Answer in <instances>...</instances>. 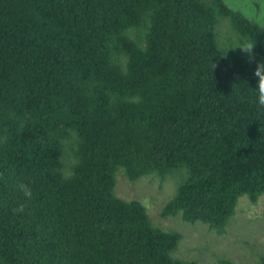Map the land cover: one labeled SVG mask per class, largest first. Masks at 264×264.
<instances>
[{
  "label": "trees",
  "instance_id": "16d2710c",
  "mask_svg": "<svg viewBox=\"0 0 264 264\" xmlns=\"http://www.w3.org/2000/svg\"><path fill=\"white\" fill-rule=\"evenodd\" d=\"M261 61L264 28L224 0H0V264H194L113 173L183 168L159 216L222 234L264 194Z\"/></svg>",
  "mask_w": 264,
  "mask_h": 264
},
{
  "label": "rangeland",
  "instance_id": "374dc122",
  "mask_svg": "<svg viewBox=\"0 0 264 264\" xmlns=\"http://www.w3.org/2000/svg\"><path fill=\"white\" fill-rule=\"evenodd\" d=\"M224 4L264 28V0H224ZM68 147L65 144L64 169L71 161ZM185 177V170L178 168L163 178L150 174L129 181L123 170L116 168L112 193L123 201L138 203L151 227L179 234L170 253L174 259L194 264H259V257L264 256V194L255 203L238 198L224 232L217 235L204 224L183 222L179 215L159 216Z\"/></svg>",
  "mask_w": 264,
  "mask_h": 264
},
{
  "label": "clouds",
  "instance_id": "9594fccd",
  "mask_svg": "<svg viewBox=\"0 0 264 264\" xmlns=\"http://www.w3.org/2000/svg\"><path fill=\"white\" fill-rule=\"evenodd\" d=\"M256 43L251 41L245 42L243 45L238 46L243 53L248 55V62L252 63L255 60V53L253 52ZM254 76L258 78L257 88L254 90L256 93L255 105L258 110H264V61L257 63L254 70ZM20 190L27 199H31L33 192L29 185H19ZM25 205L21 204L13 210L14 214H23Z\"/></svg>",
  "mask_w": 264,
  "mask_h": 264
}]
</instances>
